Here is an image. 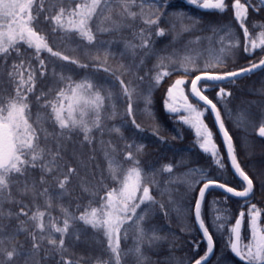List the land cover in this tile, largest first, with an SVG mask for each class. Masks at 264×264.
Segmentation results:
<instances>
[{
    "label": "snow or ice",
    "instance_id": "1",
    "mask_svg": "<svg viewBox=\"0 0 264 264\" xmlns=\"http://www.w3.org/2000/svg\"><path fill=\"white\" fill-rule=\"evenodd\" d=\"M45 2L46 0H0V61H3V67L0 68V264H38L35 257L45 244L48 246L45 249L46 254L54 252L60 255V264H79L78 261L65 259V254L68 252L65 237L69 236L72 225L78 221L101 232L107 241L106 251L110 259L103 261L97 258V264H121V233L123 231L125 238L127 237L125 225L131 222L135 225L137 239L134 249L130 251L134 252L138 261H143L141 246L144 243L151 245L161 239L154 231H145L142 226L145 214L143 211L137 212L146 202L156 203L149 188L150 184L157 183L155 173L149 176L140 166L139 154L143 152L144 145L135 141L126 143L121 160L118 159L116 147L108 142V147L104 150L107 179L115 186L110 187L105 184L103 177L97 185H91L85 177H81L80 172L83 170L90 173V165L94 157L84 160L74 148L72 158L78 167H72L67 165L64 153L67 151L68 143L73 139V134L83 133L81 144L91 145L93 129H102V119L116 117L114 104L111 105L110 115L102 117V113L106 111L105 102L112 101L114 94L111 90H106L102 83L95 82L87 76L79 82L74 81L72 76L66 75L63 71L65 65H60L61 71L57 73L53 70V76L63 87L55 90L54 99L45 100L41 105L42 108L50 111L42 115L38 113L33 119L29 97L35 92L37 70L33 68L31 60L38 62L41 77L45 75L47 68L42 53L48 54L49 62L51 58H55L80 68L88 67V64L81 63L60 50H54L49 44L48 36L40 28L39 17L42 12L48 13L43 19L52 25L53 33L62 32L65 37L75 33L89 44L95 41L96 32H119L132 26L129 21L135 22L139 18L146 25V28L134 33L140 43L125 45L126 50L131 51L135 56L137 48L152 51L150 47L152 26H157L156 36L165 35V30L158 27L162 15L160 7L157 6L153 10L149 5L146 8L148 0H140L139 4L137 0H49L46 9ZM185 2L203 11L220 15L231 9L235 22L243 31L244 52L251 55L256 49H264V24L252 26L254 29H260L255 37L247 27L249 9L259 12L264 8V0H258L255 4L253 0H185ZM34 4H38L35 15ZM133 8H138V11H134ZM174 16L181 25L182 31H192L199 23L197 18L188 16L182 10L177 11ZM94 20L99 21L95 32ZM185 20L191 23L185 24ZM211 31L214 36H218L219 49L210 46L207 49V59L202 64L200 60L203 53L195 49H187V46L178 64L172 57H159V62L155 65L157 71L152 77L153 83L149 84L145 91L133 86L131 81L126 83L121 78L130 71L125 65L121 64L116 68L107 66L110 55L107 51L104 53L101 67L119 81L121 93L127 103L125 115L131 117L130 122L138 131L143 129L135 119L134 103L142 100L144 114L154 119L151 108L152 90L159 87L161 82L174 72L183 73L186 78L176 79L167 89L165 110L170 114L181 111L186 113L180 116L182 123L194 130L200 149L213 157L214 163L220 169H224L225 164L220 156L219 146L215 143L214 133L204 119L207 112L214 114L233 174L241 181L238 190L229 186L227 182L213 178L204 169H190L188 173L177 178L189 188L202 184L193 212L194 219L206 241V250L203 255L195 259L194 264H208L215 247L213 234L202 216V204L206 192L212 188H219L225 193V203L230 197L241 198V207L248 209L247 217L241 210L234 223L228 227L230 251L243 264H264V227H261V217L264 213L256 204L251 203L255 188L254 180L237 160L232 137L225 128L217 104L206 94L210 88H218L217 97L220 100L230 96L231 93L219 87L218 82L234 83L233 78L264 68V59L238 70L216 71L218 68L226 67L225 57L239 48L241 42L231 25L213 27ZM200 39L198 37L196 41L190 43H198ZM206 39L211 45L212 37ZM21 45H26L27 49L32 50V56L27 61L21 54ZM12 52L16 53L19 62L9 65L8 59ZM94 59L99 60V57ZM165 60H169L174 65L171 70L164 63ZM140 63L143 64V59ZM187 77L191 78L187 79ZM136 79L143 80V77L136 76ZM5 84L12 85L11 93H7ZM186 88L189 90L187 95ZM189 95L196 101L195 104L189 102ZM45 96V93L36 96L37 103ZM49 122L52 125L51 131L45 127ZM237 124L241 126L239 121ZM111 131L120 134L123 139L120 128H113ZM154 134L158 135V132L154 130ZM259 136L264 137V122L259 127ZM36 170L40 173L39 178L34 174ZM172 170V165H165L162 169L167 173H171ZM72 177L80 179L82 191L89 193L93 199L79 216L61 205L60 211L64 218L60 226L59 221L51 215V209L54 201H60L69 194L68 185ZM49 178L56 184V190L50 191L52 185ZM101 190L103 195H99ZM25 200H30L31 203H26ZM212 203L215 206L219 201ZM93 204L96 206H92ZM12 206L18 207L19 211H13ZM214 212L213 226L223 231L229 219L224 214L227 209L222 212L221 209L214 207ZM13 220L19 222L18 226L8 233L5 229ZM245 223L249 232L247 243L242 242ZM29 224L32 225L31 229L28 227ZM149 232L152 234L149 235ZM20 233H24L26 238L31 240L30 249H25L24 245L17 241V235ZM76 239H79V235H76ZM196 247L198 250V245Z\"/></svg>",
    "mask_w": 264,
    "mask_h": 264
},
{
    "label": "trees",
    "instance_id": "2",
    "mask_svg": "<svg viewBox=\"0 0 264 264\" xmlns=\"http://www.w3.org/2000/svg\"><path fill=\"white\" fill-rule=\"evenodd\" d=\"M140 3V0H137ZM253 3H258V0H253ZM49 0L45 2V8H48ZM151 6L154 10L157 6L160 7L162 13L159 28L165 30V35L156 36L155 32L157 26H152L151 32V53L143 61L138 59L140 54H145V50L137 48L135 56L131 51H127L125 45L128 43L139 44L134 33H138L140 29L146 28V25L137 18L135 22L131 23L130 28H124L119 32H96V39L89 44L86 40L81 39L75 33L65 37L62 32H52V25L44 21V15L48 14L42 12L39 19L41 21L40 28L44 30V34L48 36V41L54 50H60L64 54L76 58L81 63L88 64L87 68H80L77 65L58 61L51 58L49 62L48 54L42 53L45 58L47 68L45 75H39V65L34 59L31 60L33 68L37 70L35 92L29 97L31 101V111L33 119L39 114H44L50 109L41 107L45 100H52L55 97V90L63 87L58 84L53 76V70L57 73L61 71L60 65H65L63 71L66 75L72 76L73 80L79 82L86 76L93 79L95 82L102 83L106 90H111L114 94L112 101L105 102L106 111L102 113V117H107L111 113V105L114 104L117 115L115 118L102 119V129H93L92 144L89 145L81 142L83 141V133L73 134V139L68 143L67 151L64 153V159L67 165L78 167L76 161L72 158V152L75 151L84 160L89 157H94L90 165V173L81 170V177H85L91 185H97L98 181L103 177L104 183L110 187H114L110 180L107 179L106 161L104 158V150L108 147V142L116 147L118 159L123 160V153L125 151L126 143L143 144L144 150L139 154L140 166L152 176L155 173L156 184H150V194L154 197L156 203L146 202L137 210L138 213L145 214L143 227L145 231L152 230L156 235L161 237L160 240L151 245L144 243L141 246L143 253V261H138L134 252L137 239L135 225L129 222L125 225L127 229V237L121 233L120 247L122 250L121 264H191L203 255L206 244L202 239L193 218V206L196 200L197 192L201 184H196L189 188L187 184L180 183L177 178L188 173L190 169H204L210 176L218 179L220 182H227L229 186L240 189L241 182L233 175L229 164L227 155L223 146L221 137L214 124L210 112H207L204 119L209 128L214 133L215 143L219 146V153L225 164L224 169H220L215 163L214 158L209 154L204 153L196 140L195 132L189 126L182 123L181 115H186L184 112L177 114H170L165 110L164 101L168 87L177 76H183L180 71L174 72L170 77H166L159 87L152 90V112L154 119L149 118L144 114V103L142 100L134 103V116L143 129L138 131L131 124V117L125 115L127 103L123 97L116 77L103 70L101 62L104 60L105 51L110 55L107 59V66L116 68L123 64L130 69L127 75L121 78L127 83L131 81L133 86L138 87L139 90H147L149 84L153 83L152 77L155 75L157 69L155 65L159 62V57H172L178 64L180 61L178 57H182L187 49H195L203 53L200 63L202 64L208 55L207 49L211 46L219 49L217 43L218 36H214L211 29L220 25H231L235 34L240 38L241 46L225 57L226 67L218 68L216 71H232L242 67L249 66L252 63L259 61L264 56V49H256L250 54L243 50V31L235 22L233 13L229 9L225 14L220 15L211 11H200L197 7L188 5L185 0H148L145 5L147 8ZM38 4L33 6V14ZM74 6V5H72ZM138 11V8H133ZM182 10L190 17L197 18L199 23L196 24L192 31H182L181 25L176 21L174 14ZM185 24L191 23L189 20L184 21ZM99 21L93 22V31H96V26ZM254 24H264V8L259 12L249 9L247 27L250 33L255 37L260 29L253 28ZM201 38L198 43H190ZM207 37H212L211 45ZM103 44V47H101ZM21 54L27 61L32 56V50L27 49L26 45H21ZM175 53V55H174ZM123 54V55H122ZM99 57V60L94 59ZM235 56L234 59H231ZM19 62L16 53L8 59V64ZM168 65L169 70L174 66L169 60L164 61ZM3 67V61H0V68ZM136 76L143 77V80L136 79ZM191 77H187L190 79ZM234 83L230 81L218 83L219 87H223L226 92L231 93L230 96H225L223 100L217 97L218 88H210L206 93L210 99L217 104L220 111L225 128L232 137L235 154L241 167L253 178L255 188L254 195L251 198V203L256 204L257 207L264 213V184L258 181L257 175L264 172V137L256 135L255 130L261 126L264 119L258 116V110L261 108V101L264 100V68L250 74L234 78ZM7 93L12 92V85L5 84ZM189 90L185 89L187 95ZM41 93H45L44 99L37 103L35 97ZM189 101L196 103V101L189 95ZM261 100V101H260ZM241 126H238L237 122ZM49 131L52 130V125L49 122L45 125ZM113 128H120L123 134V139L120 134L111 131ZM154 130L158 132L154 134ZM162 137V139H161ZM103 141V143H101ZM245 145L248 146V153L245 154ZM253 162L256 164L254 165ZM253 164V165H252ZM165 165H172V172H163ZM127 166V165H125ZM91 173H94L92 175ZM35 176L39 178V171L34 172ZM257 174V175H256ZM62 178V177H61ZM171 181V182H170ZM49 182L52 187L50 191L56 190V184ZM80 179L72 177L68 185L69 194L60 201H54L51 215L59 221L62 226L63 215L60 211V206L67 208L69 212L79 216L89 204L93 197L82 191L80 187ZM103 190L99 195H103ZM230 196V195H229ZM225 193L215 189H210L206 192L205 199L202 205V216L205 224L209 227V231L213 234L215 247L211 259L208 264H215L219 256L226 257L230 264H243L237 260L231 253L228 246L229 232L228 227L234 223L235 218L239 212L243 210L247 217V207H241L242 200L235 197H230L227 202H224ZM98 199V197H97ZM213 201H219L213 206ZM26 203H31L30 200H25ZM42 204L43 201L41 200ZM163 205V207H161ZM79 206V208H78ZM92 206H96L93 204ZM6 207H9L6 205ZM214 207L223 210L229 217L226 227L223 231L216 229L213 226V216L215 215ZM13 211H19L18 207L12 206ZM43 210V208H42ZM24 219V217H21ZM247 222V221H246ZM7 223V222H6ZM18 221L13 220L5 229L10 233L18 226ZM131 225V226H130ZM246 226V223H245ZM261 226H264V215L261 217ZM28 227L31 229L32 225ZM75 233V234H73ZM152 232H149L151 235ZM58 235V234H57ZM79 235V239H76ZM245 231L242 230V242L244 240ZM246 239V237H245ZM244 240V241H243ZM19 244H23L25 249L31 248V240L26 238L24 233L17 235ZM198 245V250L197 246ZM65 246L68 252L65 254V259L71 261H78L79 264H97V258L103 261L110 259L109 253L106 251L107 241L103 234L91 228L83 222H75L70 229L69 236L65 237ZM48 246L42 245L40 253L35 257L38 264H60L61 257L54 252L46 254L45 249Z\"/></svg>",
    "mask_w": 264,
    "mask_h": 264
},
{
    "label": "rangeland",
    "instance_id": "3",
    "mask_svg": "<svg viewBox=\"0 0 264 264\" xmlns=\"http://www.w3.org/2000/svg\"><path fill=\"white\" fill-rule=\"evenodd\" d=\"M220 47V46H219ZM151 52H149L148 50L147 51H145V54H140L139 56H138V59L139 60H141V59H143V61H144V59L146 58V57H148V55L150 54ZM204 55H208V53H206V54H204ZM228 56V55H227ZM235 58V56H233L231 59H234ZM178 60L180 61V57H178ZM177 77H180V76H177ZM177 77H175V78H177ZM261 101V100H260ZM190 103H192L191 101H189ZM178 104L180 103V101H178L177 102ZM194 104V103H193ZM261 108H259V112L257 113L258 114V116L259 117H261V119H264V100H262L261 101ZM257 129V128H256ZM244 152H245V154H247L248 153V146L247 145H245V149H244ZM253 164L255 165L256 163L255 162H253ZM252 164V165H253ZM257 175V174H256ZM257 178H258V181L259 182H262V183H264V172H261V175H257ZM262 187H264V184H260ZM247 223V222H246ZM261 227H264V226H261ZM244 231H245V235H243L244 236V240L246 241V243H247V241H248V237H249V232H248V230H247V226H245V228H244ZM245 237H246V239H245ZM243 240V241H244ZM215 264H230V262H229V260L226 258V257H224V256H219L217 259H216V261H215Z\"/></svg>",
    "mask_w": 264,
    "mask_h": 264
},
{
    "label": "water",
    "instance_id": "4",
    "mask_svg": "<svg viewBox=\"0 0 264 264\" xmlns=\"http://www.w3.org/2000/svg\"><path fill=\"white\" fill-rule=\"evenodd\" d=\"M198 10H200V11H203V10H201V9H199V8H197ZM261 59H264V56L261 58ZM260 59V60H261ZM259 60V61H260ZM259 61H257V62H255V63H258ZM246 67H248V66H246ZM260 69H262V68H260ZM260 69H256V70H254L253 72H251V73H254V72H256V71H258V70H260ZM236 70H238V69H236ZM233 71V70H232ZM248 74H250V73H248ZM243 75H246V74H243ZM243 75H241V76H243ZM240 77V76H239ZM180 78H186V77H183V76H180V77H177V78H175L174 80H173V82L176 80V79H180ZM234 79V78H233ZM172 82V83H173ZM223 82H226V81H223ZM218 83H222V82H218ZM210 112V111H209ZM211 113V112H210ZM211 116H212V118H213V121H214V124H215V126H216V128H217V131H218V133H219V135H220V137H221V140H222V142H223V138H222V134L219 132V129H218V126H217V124H216V122H215V118H214V114H212L211 113ZM222 118V117H221ZM256 135L257 136H259V127L256 129ZM259 137H261V136H259ZM232 142H233V140H232ZM234 145V144H233ZM223 146H224V149H225V152H226V155H227V149H226V146H225V144H224V142H223ZM227 159H228V157H227ZM238 160V159H237ZM228 164H229V167H230V169H231V171H232V173H233V169L231 168V166H230V161L228 160ZM234 175V174H233ZM235 176V175H234ZM236 177V176H235ZM237 178V177H236ZM238 179V178H237ZM239 180V179H238ZM240 181V180H239ZM241 182V181H240ZM200 187H202V184L200 185ZM199 187V188H200ZM212 189H215V190H218V191H220V192H222V190L221 189H219V188H212ZM239 190V189H238ZM198 192H199V189H198ZM198 192H197V196H196V199L198 198ZM228 195H230V194H228ZM236 198V197H235ZM239 199H241V198H239ZM203 205V204H202ZM193 208H194V206H193ZM193 218H194V212H193ZM194 222H195V225H196V227H197V229H198V231H199V233H200V235H201V237H202V239L204 240V238H203V236H202V232H201V230L199 229V227H198V224L196 223V221H195V219H194ZM204 242H205V244H206V241L204 240ZM206 250V249H205ZM232 253V252H231ZM213 255V254H212ZM212 255L210 256V258H209V260L211 259V257H212ZM232 255L234 256V254L232 253ZM235 257V256H234ZM237 260H239V258H237V257H235ZM240 261V260H239ZM242 262V261H241ZM192 264H194V262L192 263Z\"/></svg>",
    "mask_w": 264,
    "mask_h": 264
}]
</instances>
